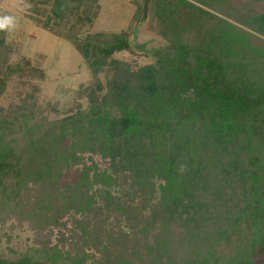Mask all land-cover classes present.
<instances>
[{
  "label": "trees",
  "instance_id": "obj_1",
  "mask_svg": "<svg viewBox=\"0 0 264 264\" xmlns=\"http://www.w3.org/2000/svg\"><path fill=\"white\" fill-rule=\"evenodd\" d=\"M30 1L27 17L70 42L92 81L79 89L86 107L49 118L56 109L38 103L33 82L43 70L12 62L0 29V98L14 77L23 87L0 105V213L36 234L66 214L73 225L65 250L40 244L0 253V264H87L88 248L97 264H258L264 44L250 30L264 36V0L243 12L230 11L231 0H135L132 19L150 10L165 40L141 66L115 56L128 50V31L81 36L99 0ZM80 152L109 159L108 169L78 166ZM72 168L76 179L61 182Z\"/></svg>",
  "mask_w": 264,
  "mask_h": 264
},
{
  "label": "rangeland",
  "instance_id": "obj_2",
  "mask_svg": "<svg viewBox=\"0 0 264 264\" xmlns=\"http://www.w3.org/2000/svg\"><path fill=\"white\" fill-rule=\"evenodd\" d=\"M28 1L32 5L35 4L30 0H0V16L11 15L16 18L15 27L6 31L8 42L12 43L15 50L11 55V61H20V59L25 58L32 65L43 70L44 79L33 80L39 87L37 93L38 103L41 106L50 104L56 109L46 113L49 118L62 117L69 113L77 102H80L83 108L86 107V99L80 97L79 89L82 85L90 84L92 74L70 42L44 30L27 17L28 14L33 13L27 8ZM137 1L141 2L142 0ZM247 2L249 4H245ZM99 4L100 9L97 16L91 24L83 27L80 32L81 36H84L87 32L118 33L121 30H126L128 31L129 48L117 53L115 56L118 59L130 62L133 66L151 63L154 60V50L163 46L165 40L160 32V24L150 10H148V15L143 20L135 21L132 19L137 8L135 0H99ZM228 4L230 5V11L235 12L236 10L243 12L242 4L252 7L253 10L263 9L258 0H231L228 1ZM39 6L44 8L49 5L40 3ZM73 23L74 20L70 18L68 24ZM237 25L240 26L238 23ZM250 31L253 41L263 45L264 36L252 30ZM103 78V75H101V79ZM22 88L17 78L14 77L9 80L0 98V105L6 106L17 99V95L22 91ZM78 155L82 161L81 164L78 163V166L84 163L94 164L100 170L109 167V159L96 153L80 152ZM76 175L75 168L69 169L63 173L61 182L72 183L76 179ZM0 214L4 216L3 218L0 215V253L2 256L11 257L17 253L21 254L33 247H38L40 244L48 249L55 246L65 250L68 247L70 242L68 236L73 230L70 214L62 216L63 219L60 221V225L52 223L39 234H36V231L32 229L28 222L18 224L17 220L10 215L4 214V212ZM1 219H4V221ZM63 223H66V225L61 226ZM62 233H64L63 241L60 240ZM87 252L84 261L87 264H97L100 259L99 253L92 248H88ZM145 256L150 255L143 253V257ZM149 259L148 264H154L153 261L157 258L151 256ZM262 261H264V256L258 257V264Z\"/></svg>",
  "mask_w": 264,
  "mask_h": 264
},
{
  "label": "clouds",
  "instance_id": "obj_3",
  "mask_svg": "<svg viewBox=\"0 0 264 264\" xmlns=\"http://www.w3.org/2000/svg\"><path fill=\"white\" fill-rule=\"evenodd\" d=\"M27 7H30V5ZM15 20L16 18L11 15L0 16V29H11L15 27Z\"/></svg>",
  "mask_w": 264,
  "mask_h": 264
},
{
  "label": "water",
  "instance_id": "obj_4",
  "mask_svg": "<svg viewBox=\"0 0 264 264\" xmlns=\"http://www.w3.org/2000/svg\"><path fill=\"white\" fill-rule=\"evenodd\" d=\"M128 43H129V41H128Z\"/></svg>",
  "mask_w": 264,
  "mask_h": 264
}]
</instances>
